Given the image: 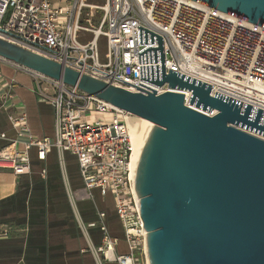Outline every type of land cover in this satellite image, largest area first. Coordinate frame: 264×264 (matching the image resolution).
Wrapping results in <instances>:
<instances>
[{"label":"built area","instance_id":"2783aa9c","mask_svg":"<svg viewBox=\"0 0 264 264\" xmlns=\"http://www.w3.org/2000/svg\"><path fill=\"white\" fill-rule=\"evenodd\" d=\"M96 8L103 16L94 24L92 11ZM139 26L164 39L166 73L171 69L199 80L192 76L195 73L202 78L199 81L212 85V96L220 92L238 99L218 91L221 85L241 91L264 90V26L203 2L105 0L102 6H95L87 0H0V38L128 91L147 93L138 87L153 91L139 83L158 90L157 94L173 90L169 83L157 86L141 79L140 66L162 62L140 64L139 53L148 46L158 47L159 42L140 44ZM82 33L91 37L83 40ZM0 61L31 73L36 89L53 105L56 116L54 137L34 136L25 107L12 102L15 77L0 81V109L17 132L9 145L0 147V168L12 169L17 175L30 172L31 146L38 147V157L43 160L55 146L74 153L85 183L74 195L89 197L93 188L113 195L131 253L116 255L118 239L109 234L103 211L98 222L87 224L100 226L104 235L102 243L90 250L100 264L103 260L138 264V251L143 250L146 256L148 232L131 167L133 144L127 122L131 113L78 86L1 56ZM181 92L189 105L192 91ZM0 138L6 139L7 133L0 132ZM10 232L9 227L0 226V236Z\"/></svg>","mask_w":264,"mask_h":264},{"label":"water","instance_id":"95a60500","mask_svg":"<svg viewBox=\"0 0 264 264\" xmlns=\"http://www.w3.org/2000/svg\"><path fill=\"white\" fill-rule=\"evenodd\" d=\"M196 1L264 26V0ZM139 39L159 42L139 53L140 64L162 62L140 66L141 79L173 90L128 91L2 38L0 56L154 123L135 181L149 264H264V139L248 131L264 135V110L166 73L164 39L144 26ZM181 90L192 91L189 105Z\"/></svg>","mask_w":264,"mask_h":264},{"label":"crops","instance_id":"0c3cea01","mask_svg":"<svg viewBox=\"0 0 264 264\" xmlns=\"http://www.w3.org/2000/svg\"><path fill=\"white\" fill-rule=\"evenodd\" d=\"M6 77L17 81L12 102L25 107L30 132L38 138L54 137L55 109L36 89L32 74L0 61V81ZM0 132L7 133L6 139L0 138V147L17 137L2 109ZM28 153L30 172L17 175L0 168V226L11 229L9 235L0 236V264H100L90 248L102 243L103 230L87 224L98 222L102 211L109 234L118 239L116 255L131 253L113 195L98 188L89 197L74 195L85 186L74 153L56 146L44 160L36 146ZM102 264L119 263L103 260Z\"/></svg>","mask_w":264,"mask_h":264},{"label":"bare ground","instance_id":"6f19581e","mask_svg":"<svg viewBox=\"0 0 264 264\" xmlns=\"http://www.w3.org/2000/svg\"><path fill=\"white\" fill-rule=\"evenodd\" d=\"M192 76L198 78L199 80H202L201 77H199L198 75H196L195 73L192 74ZM219 89V90H218ZM240 89V88H239ZM238 88H229V87H224L223 85L219 86V88H217L218 91H223L227 94H229L230 96L233 97H237L238 100H242L246 103H252L255 107L257 108H261L262 110H264V90L262 91H252V89H241L239 90ZM187 95H189L190 91H186ZM200 111L202 112H207L210 115H214L217 113L216 110L214 111H207V110H202L201 108H199ZM128 128L130 129V135H131V141L133 144V151H132V156H131V167H132V173L136 176V171H137V167L140 161V155L142 152V149L144 147V143L145 140L152 128V126L154 125V123L150 120H148L147 118H143L140 117L136 114H130L129 118H128ZM249 132L251 131L252 133H254L255 135L261 137L262 139H264V135L257 133L256 131H252V130H248ZM145 253H146V264L148 263V258H147V253H148V249H147V242L145 245Z\"/></svg>","mask_w":264,"mask_h":264},{"label":"rangeland","instance_id":"374dc122","mask_svg":"<svg viewBox=\"0 0 264 264\" xmlns=\"http://www.w3.org/2000/svg\"><path fill=\"white\" fill-rule=\"evenodd\" d=\"M87 1L90 4L95 5V6L96 5L97 6H102L104 4V2H105V0H87ZM102 16H103L102 10H100L98 8L93 9V11H92V22L94 24H97L99 22V20L102 18ZM90 37H91L90 33H84V34L82 33V36H81V38L83 40H86V39H88ZM100 43H101L102 51L105 52V50H106V40H105V38L103 36L100 38ZM137 258H138V260H137L138 264H146V256H145L143 250H139L138 251Z\"/></svg>","mask_w":264,"mask_h":264}]
</instances>
